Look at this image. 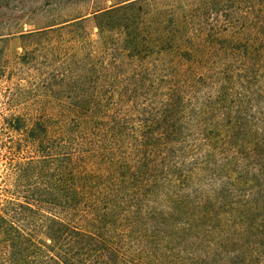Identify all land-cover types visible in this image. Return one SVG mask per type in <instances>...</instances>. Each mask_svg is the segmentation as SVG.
<instances>
[{
    "label": "trees",
    "instance_id": "trees-1",
    "mask_svg": "<svg viewBox=\"0 0 264 264\" xmlns=\"http://www.w3.org/2000/svg\"><path fill=\"white\" fill-rule=\"evenodd\" d=\"M44 1L24 15L88 0ZM90 1L0 33L26 154L0 264H264V0Z\"/></svg>",
    "mask_w": 264,
    "mask_h": 264
},
{
    "label": "rangeland",
    "instance_id": "rangeland-1",
    "mask_svg": "<svg viewBox=\"0 0 264 264\" xmlns=\"http://www.w3.org/2000/svg\"><path fill=\"white\" fill-rule=\"evenodd\" d=\"M27 2L23 5V12L21 10L15 11L7 10L2 8L0 10V33L14 32L17 33L18 29L22 24L28 23L27 28L37 27L39 23L45 20H51L53 18L68 19L75 15L77 12L86 10L93 5V1H82L80 3L68 5V6H57L55 4L50 8L52 12H47L41 15H35L30 18L24 15V12L34 7H39L44 0H26ZM21 6V5H20ZM19 7V6H18ZM22 7V6H21ZM19 7V8H21ZM56 13L55 17L53 14ZM96 31L93 30L92 36L95 39ZM8 39L0 41V65L2 66V75L0 76V183L6 175V168L9 167V162L14 159L25 156V152L19 153L14 149V142L24 144L20 139L21 135L13 131L7 123L6 118L17 110V106L20 105L18 110H22L24 106V99L17 96L19 84H24V73L20 72V69L15 67V59L17 55L23 52L21 41L14 36V34L6 35ZM5 122H4V119Z\"/></svg>",
    "mask_w": 264,
    "mask_h": 264
}]
</instances>
